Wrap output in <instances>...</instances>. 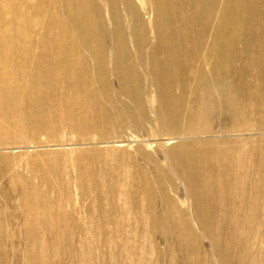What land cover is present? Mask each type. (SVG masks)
<instances>
[{
    "label": "bare ground",
    "instance_id": "obj_1",
    "mask_svg": "<svg viewBox=\"0 0 264 264\" xmlns=\"http://www.w3.org/2000/svg\"><path fill=\"white\" fill-rule=\"evenodd\" d=\"M0 1L8 4L10 12L20 8L15 0ZM106 10L111 12L109 19ZM50 20L55 22L52 30L46 28ZM35 23L46 28L36 36L37 46L1 52L0 114L18 113L24 94H34L57 103L54 112L59 123L43 121L38 113L35 120L28 119V112L11 123L0 120V158L16 156V165L10 167L13 171L58 167L59 161L42 159L38 152L33 161L22 155L67 145L55 135L58 129L92 127L101 132L110 125L145 126L153 92L161 97L165 126L175 127L181 111L172 99L191 100L197 106L208 90L217 92L218 83H227L225 93H216L231 109L219 119L224 121L221 131L229 144L215 151L217 163L210 164L197 153H183L173 163L168 158L169 166L159 163L173 175L176 166H182L186 188L196 202H203L198 219L205 232L240 244V224L252 213L256 200L264 198V31L260 30L264 0H38ZM52 33L56 38H51ZM106 76L117 82L120 97L109 92ZM19 78L32 84L18 92L14 84ZM94 82L99 83L103 99ZM175 90L178 94L168 98ZM211 93L213 99L215 93ZM63 100L68 104L61 107ZM41 187L54 192L61 183L46 180L31 186L34 191ZM238 195L243 198L238 200ZM20 204L46 205L27 200ZM252 220L245 218V224L251 225ZM256 223L264 225L263 213ZM249 237L243 241H250ZM216 248L222 256H230L222 243H216Z\"/></svg>",
    "mask_w": 264,
    "mask_h": 264
},
{
    "label": "rangeland",
    "instance_id": "obj_2",
    "mask_svg": "<svg viewBox=\"0 0 264 264\" xmlns=\"http://www.w3.org/2000/svg\"><path fill=\"white\" fill-rule=\"evenodd\" d=\"M15 1L20 8L11 12L8 4L0 1V64L4 49L37 46L36 36L46 28L52 30L55 24L50 20L46 28L36 25L38 0ZM110 13L105 12L108 19ZM260 30L264 31V26ZM50 36L56 38L54 33ZM14 70L17 71L11 68ZM111 78H105L111 84L109 92L120 97L119 85ZM28 80L16 79L15 90L22 92L32 84ZM217 85V92L208 90L203 103L197 106L191 100L172 99L181 111L175 127L165 126L159 108L161 97L153 92L154 107H147L145 126L109 128L110 125L101 132L92 127L85 131L58 129L55 135L67 145L38 148L28 155L20 152L28 161H33L37 152L42 159H56L58 167L13 171L10 167L16 165L17 157L0 158V264H264V225L256 223L259 214H264V198L257 199V206L245 217L248 222L253 217L252 224H245L243 219L240 244H234L205 232L198 219L203 202H196L187 189L182 166L175 165L176 176L164 168L169 166L168 158L173 163L183 153H197L206 162L217 163L215 151L229 144V137L221 131L224 121L219 119L231 111L216 95L225 93L227 83ZM93 86L103 99L99 83ZM211 92L215 93L213 99L209 98ZM177 94L175 90L168 98ZM23 101L18 113L8 117L0 114V120L11 123L28 112V119L35 120L38 113L43 121L59 123L55 101L34 94H24ZM67 104L63 100L60 105ZM261 114L264 116V111ZM47 139L53 140L50 135ZM23 165L24 162L18 167ZM46 180H58L61 187L54 192L31 188ZM24 200L46 205H21ZM247 234L251 239L244 242ZM218 242L230 256L219 254Z\"/></svg>",
    "mask_w": 264,
    "mask_h": 264
}]
</instances>
